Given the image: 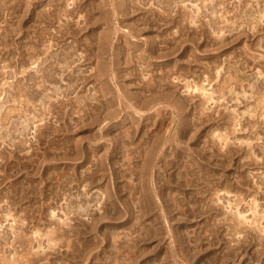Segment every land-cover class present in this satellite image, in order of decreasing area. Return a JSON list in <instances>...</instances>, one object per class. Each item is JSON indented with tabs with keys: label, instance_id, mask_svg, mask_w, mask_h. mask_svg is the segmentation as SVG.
<instances>
[{
	"label": "rangeland",
	"instance_id": "374dc122",
	"mask_svg": "<svg viewBox=\"0 0 264 264\" xmlns=\"http://www.w3.org/2000/svg\"><path fill=\"white\" fill-rule=\"evenodd\" d=\"M105 1L0 0V264H264V0Z\"/></svg>",
	"mask_w": 264,
	"mask_h": 264
},
{
	"label": "bare ground",
	"instance_id": "6f19581e",
	"mask_svg": "<svg viewBox=\"0 0 264 264\" xmlns=\"http://www.w3.org/2000/svg\"><path fill=\"white\" fill-rule=\"evenodd\" d=\"M122 1H124V0H107V1H105L104 2V4L103 5H99V6H97L96 8V10H98V15H99V17L95 20V22H101V21H106V23L108 22H110V20L112 19V17H114L115 18V16L114 15H117V16H121V17H126V16H128L129 15V13L131 12V10H132V5H130V9L128 8V6L129 5H126L125 3H123ZM190 1V0H189ZM194 1V3H195V0H193ZM193 1H190V2H193ZM201 1V0H200ZM113 2V3H112ZM126 2V1H125ZM154 2H158L159 4H163V3H165L167 6H165V7H167L168 8V10H167V12L169 11V13H167V15H169V16H171L170 14V12H172L173 11V9H174V7H176V5H177V0L175 1V0H156V1H154ZM128 3V2H127ZM133 3V2H132ZM150 3V2H149ZM202 3V2H201ZM144 4V3H143ZM164 4V5H165ZM141 5H142V3H141ZM193 5V4H192ZM96 6V5H95ZM195 6L197 7V4H195ZM214 6V5H213ZM80 7V6H79ZM208 7V6H207ZM135 7L133 6V9H134ZM173 8V9H172ZM135 10V9H134ZM134 10H133V12H134ZM164 10V9H163ZM162 10V11H163ZM198 10V9H197ZM25 11V10H24ZM136 11V10H135ZM144 11V10H143ZM163 13H165L164 11H163ZM176 13V12H175ZM61 14V13H60ZM68 14V13H67ZM149 14V13H148ZM194 14V13H193ZM70 15V14H69ZM110 16V17H109ZM165 16H166V14H165ZM168 16V17H169ZM174 17V16H173ZM176 17V16H175ZM190 17H192V16H190ZM113 18V19H114ZM117 18V17H116ZM119 18V17H118ZM164 18V17H163ZM148 19H149V17H148ZM165 19H166V17H165ZM169 19V18H168ZM192 19V18H191ZM190 19V20H191ZM195 19V18H194ZM50 20V19H49ZM120 19H118L117 21H119ZM147 20V19H146ZM145 20V21H146ZM155 20H158V19H155ZM181 21V20H180ZM120 22V21H119ZM159 22V21H158ZM192 23V22H191ZM195 23V22H194ZM112 24V23H111ZM146 24V23H145ZM150 25H151V23H149ZM165 24V23H164ZM171 24V23H170ZM167 25V24H166ZM120 26V25H119ZM122 27V26H121ZM112 29V28H111ZM114 29V28H113ZM112 29V30H113ZM144 29H146V28H144ZM144 29H142V30H144ZM139 31H141V30H139ZM110 32V31H109ZM109 32H108V36H109ZM112 32V31H111ZM119 32V31H118ZM134 30H133V28L131 27V28H127V29H123V33L125 34V35H123L122 34V37H124L125 39H126V37L127 36H130V35H133L134 33ZM107 33V32H106ZM137 33H138V31H137ZM104 37H106V36H104ZM133 37V36H132ZM107 38H109V37H107ZM104 39H106V38H104ZM128 39V38H127ZM126 39V40H127ZM102 41V40H101ZM118 41V40H117ZM106 43V42H105ZM91 44V43H90ZM101 45H104V44H101ZM98 46V45H97ZM99 49V48H98ZM152 53V52H151ZM173 53V52H172ZM52 68V67H51ZM52 70V69H51ZM51 72V71H50ZM40 73V72H39ZM57 75V74H56ZM52 77V76H51ZM48 79H50V78H48ZM52 79V78H51ZM38 87H40V86H38ZM111 91L107 88L106 89V93L108 94V93H110ZM159 101V100H158ZM147 106V105H146ZM101 107V106H100ZM81 122V121H80ZM26 123V122H25ZM82 125V124H81ZM9 131V130H8ZM3 132H0V134H2ZM8 133H10V132H6L5 133V136H6V134L8 135ZM1 136V135H0ZM9 136H11L10 134H9ZM4 137V136H3ZM8 137V136H7ZM2 139V138H1ZM3 140V139H2ZM7 160V159H6ZM80 209V208H79ZM81 210V209H80Z\"/></svg>",
	"mask_w": 264,
	"mask_h": 264
}]
</instances>
